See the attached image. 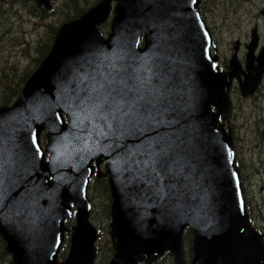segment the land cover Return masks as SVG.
<instances>
[{"label":"water","instance_id":"1","mask_svg":"<svg viewBox=\"0 0 264 264\" xmlns=\"http://www.w3.org/2000/svg\"><path fill=\"white\" fill-rule=\"evenodd\" d=\"M34 1L36 6L42 11H51L53 8L52 0ZM114 1L117 4L115 8V17L112 21L113 30L110 34L111 37L109 42L105 43L108 40H103L101 38L96 27L107 21ZM202 2L203 0H102L79 19L61 26L50 53L42 61L36 72L28 79L18 101L12 107L0 108V138L9 140L7 142L0 141V148H15L14 146L17 145V151H14L15 159L3 156L0 160V166H2L0 167V235L6 242V251L12 255V262L14 264H94L95 262L97 257V250L95 248L97 234L96 229L89 222L91 204L88 200L87 189L84 186L78 187V189L73 186L67 188L69 183H67L66 180L71 178L70 172L65 170L67 163H64L62 167H58L57 161H53L55 149H57L54 144L58 142L64 143L65 140H67L66 138L77 140L88 139V141H82L85 148L72 155L75 157L99 156L104 158L108 167L111 168L112 222L110 224V235L114 248V255L109 264H139L143 262L145 264H151L155 260L161 258L167 251L174 254L176 264H185L183 259L182 235L187 227H192L194 232L193 251L195 257L192 264H264V235L258 233L257 230L251 226L249 215L246 213L245 192L239 169L236 167L235 158L228 155L226 160H223L226 165L225 177L223 176L224 172H220L219 176H213L206 180V189L198 190V184L192 183L191 174L188 173L185 170V166L181 164L182 157L175 153V146L178 148L185 137H196L199 140L206 137V141H208L210 137H216L217 139L221 137L222 130L218 128V118L222 120L229 118L232 108L229 96L231 82H225L224 79L226 75L229 74L231 80L237 78L239 81L241 75L245 77V80L240 82L241 94L243 97L252 95L259 88L264 77V47L259 56H255V51L259 43V36L256 28L252 32V41L250 46H248L247 73L242 71L239 60L235 55L230 61L232 72L225 75L220 74L219 68L217 67V59L216 63H214L215 59L211 58L210 55L209 47L213 44V41L211 32L205 25V21L201 14ZM262 14L264 16V10ZM143 35L145 47L140 54L138 51L139 43ZM183 42L188 43V46L186 48L184 47L186 49L184 56L188 62L189 69L185 72L184 78L188 88H190V94L188 98L185 99H182L181 95L176 96L173 104L167 102L168 100L166 98L163 102L164 104H160L154 112L150 113V118L144 121V126L132 130V136L136 141L128 142L121 139L125 135L123 132L128 128L120 129L119 126H111L112 128H109L108 126H102L103 124L99 125L97 123H92L91 119L88 120L89 122L77 119L75 121L79 120L80 124L78 127L71 124L73 128L67 127L66 124H64V120L60 115V110L56 107L58 106L57 96H55L57 93V91L55 92V90H57V85L61 80L63 83L65 80L72 81L75 74H86L89 70L93 72L92 76L95 82H99L105 78L109 79L112 73L113 75H118L119 73V77L127 75L134 76L136 74L142 77L146 76L144 77V88L146 89L144 95L146 94L145 96H147L149 100L153 97L156 107L160 102L158 87L161 85V80L158 73H167L166 69H170V67L165 69L160 62H158L157 66L151 62V57L158 58L161 51L170 52L176 48L182 50ZM114 47L115 49H113ZM135 47L137 48L135 49ZM120 48L121 51H119ZM235 51L237 52L238 48H236ZM99 53H104V55H99ZM117 54L118 57L116 56ZM82 56L83 58H81ZM101 56L103 57L101 58ZM112 57L117 58L114 59ZM89 58L94 59L89 61ZM124 58L126 59L124 60ZM84 59H86V64L83 63ZM120 59H122V61H120ZM255 61H257V66L254 65ZM73 62H76L75 68H79V70L70 68ZM93 63H96V65ZM87 64H91L89 70H86ZM99 64L102 66L98 67ZM110 64L111 66H109ZM124 64H126V66ZM79 66H81V68ZM111 67L112 69H110ZM101 68L105 69V71L102 70V73ZM97 72L99 74H97ZM171 73L173 72L170 69V74ZM173 74L178 76L176 73ZM197 77L199 78L198 82L195 80ZM199 80L204 90L201 88ZM151 86L154 88L152 89ZM225 88H227V90H225ZM29 95L32 96L30 97ZM47 95L49 97H47ZM37 96L39 97L37 98ZM39 98H41V100ZM43 99H45L46 102L45 100L43 101ZM47 99H49V101H47ZM28 103L32 106V109L35 107L33 109L35 114H29V125L31 124V128L28 125L25 130L23 129L24 108L26 105H29ZM211 103L217 108V113L215 115L210 114ZM49 104L54 107L51 108L52 106ZM166 104L168 105L165 106ZM67 108L69 109V113L75 116L77 113V110H75L76 108L73 109V107L69 106H67ZM90 109L89 110L93 114L97 112L93 105ZM195 109L196 111H194ZM51 110L52 114L54 112L53 115L51 114ZM37 115H39L42 121V126L37 124L35 127H32L33 121H37ZM73 116H71L72 120L74 119ZM55 120L56 122H54ZM49 121H51V123ZM34 130H38L36 141L38 140L39 143L36 142V144H33L32 141ZM25 131H29L27 141H23ZM88 131H91L95 135ZM42 132H46L47 134V146L45 151H43L41 147L40 137ZM60 136L62 138H60ZM227 138V136H223L221 139L223 149L224 146H232V140ZM29 141L32 142L29 143ZM197 142L202 143L203 141ZM5 143H7V145H5ZM13 143H15V145H13ZM150 144H153L151 148H149ZM26 147H29V149ZM36 148H40L39 152H37ZM28 152L30 153L28 154ZM48 152H50V157L49 161L46 162V154ZM19 153H21V155H19ZM7 155H9V153H7ZM34 155L36 156L34 157ZM37 158L42 161L39 166L36 165L38 163L36 160ZM30 161L31 165H29ZM211 163L213 166H211V169H209V167L206 168L207 173L210 170L216 172L220 170V160L212 159ZM34 164L37 167H35ZM27 169H29V171H27ZM5 173L10 177H7ZM12 174L13 177H11ZM237 174L238 176H236ZM39 175H41V177H39ZM9 179H11V181H9ZM140 180L141 182H139ZM147 181H150L151 190L149 202L143 201L144 203L140 206L131 205L133 200L129 196L132 194L128 192H126V194L123 192L124 189L129 185L140 184ZM21 183H23V185H21ZM21 189H23V191H20ZM141 194L145 193L142 192ZM173 195H175V197H173ZM43 201H45V203H43ZM42 203L43 205L45 204V207H43V205L41 206ZM71 204L77 209L76 226L72 227V231L65 227V220L72 219L73 211L70 206ZM165 206H168L167 212L163 211V209H166ZM43 209L46 211H43ZM58 212H60V214ZM63 213H65V215ZM166 214L169 216H166ZM138 215H141V217ZM161 215H163V217H161ZM52 216L55 217L53 218ZM141 218H143V220ZM21 219H23V221H21ZM19 221L21 223H19ZM53 222L54 224L52 225ZM132 225H135V227L132 228ZM24 227H27V229ZM47 229L50 230L47 231ZM59 229H61V232ZM135 229H137V231H135ZM26 230L29 231V235ZM48 232L51 233L46 234ZM65 232H71V251L68 258L59 263L58 257L64 243ZM29 237H31V239H29ZM60 240H62V244L61 242L59 244ZM38 243L41 244L37 245ZM45 246L52 247V249L48 250ZM41 248L42 250H40Z\"/></svg>","mask_w":264,"mask_h":264},{"label":"rangeland","instance_id":"2","mask_svg":"<svg viewBox=\"0 0 264 264\" xmlns=\"http://www.w3.org/2000/svg\"><path fill=\"white\" fill-rule=\"evenodd\" d=\"M101 1L53 0V12L49 13L39 9L34 0H0V107L6 102L13 104L19 99L28 79L50 53L61 26L79 19ZM116 4L115 1L112 3V14L107 23L97 25L106 36L111 32ZM263 9L264 0H204L202 14L207 26H212L215 30L223 64L229 65L236 55L245 70L248 46L252 41L253 29L257 27L259 43L255 56H259L264 47ZM237 40L244 46L235 42ZM254 65L257 66V61ZM234 99L236 108L233 126L238 136L240 161L243 163L246 183L252 197L254 211L251 208L250 211L254 213L259 226L264 228V79L259 88L247 97H242L238 83ZM42 143L44 145L45 141ZM90 166L94 169V175L98 174L96 178L102 182H96L92 187L91 182L88 189V197L93 205L89 222L98 232L95 264H109L114 255L110 235L112 197L109 192L105 193L104 187L105 183L110 187V175L103 158L100 163L91 161ZM72 226H76V221H70L67 225L68 228ZM67 243L70 247V233L65 235L63 260L69 256V249L65 250ZM192 247V242L190 245V240L186 237V248L183 251L185 264H191L194 258ZM1 258L0 264H12L13 257L10 253ZM166 258L164 261L159 258L151 264H176L174 254L169 253Z\"/></svg>","mask_w":264,"mask_h":264},{"label":"flooded vegetation","instance_id":"3","mask_svg":"<svg viewBox=\"0 0 264 264\" xmlns=\"http://www.w3.org/2000/svg\"><path fill=\"white\" fill-rule=\"evenodd\" d=\"M40 13H45V12H42V11H39ZM211 28V32H212V35H213V38H214V41H215V47H213L212 49V52H213V55L217 54L216 56L219 58L220 60V69H221V73L222 75H225L227 73H231L232 72V69L230 67V62H229V65L227 64H223L224 60L222 59L221 55H220V50H219V43H218V40H217V37H216V33H215V30L212 26H210ZM111 29V27H110ZM258 29V27H257ZM100 33L102 34V36L107 39L108 36L110 35V33H108V35L106 36L105 33H103V31L100 30ZM238 41V40H237ZM235 41V42H237ZM241 45L244 46V44L240 41ZM141 47V46H140ZM240 63V61H239ZM226 65V66H225ZM241 65V69L242 71L244 72L245 70L243 69V66L242 64L240 63ZM235 68V67H234ZM241 72V71H240ZM239 72V73H240ZM241 75V74H240ZM136 76V75H134ZM134 76H130V75H127V76H118V75H111L109 77V79H115L116 80H120L121 78H124V79H127V82L128 84H132L133 83V77ZM264 79V77H263ZM226 82H232L231 83V90H230V96H231V100H232V103H233V109H232V113L230 115V117L225 121L224 123V127H225V130L226 132L231 135L233 138H234V142H235V150H236V153H237V157H238V160H239V165H240V168L242 170V173H243V177H244V183H245V191H246V204L248 206L247 208V211L249 212L250 214V219H251V223L252 225L262 234H264V228L263 227H260L259 224L257 223L256 219H255V215L252 211H250V208L253 209L254 211V208L252 206V197H251V194H250V191H249V188H248V185L246 183V176H245V169H244V166H243V163L240 161V152H239V149H238V146H237V141H238V136H237V133L235 131V128L233 126V118H234V111H235V108H236V104H235V99H234V91L237 87V84L239 83L240 85V82L242 80H244V76L241 75L240 77V81L237 79V78H233V80H231V76L228 74L225 76V79H224ZM147 84V83H146ZM149 86V85H148ZM152 87V86H151ZM152 90V89H151ZM150 92V91H149ZM137 94L132 92V93H125V105L126 107H124L123 111L124 113H129L127 115H123V114H120L117 116V118L115 120L112 119L111 115L108 116V119L107 120H104V119H101L99 114H98V111L96 112V115H95V119L97 118V124L99 125H102V126H108L109 124H111V126H120V127H124V128H132L134 127V124L136 123V116H135V113L140 110L141 108V105H142V102L138 103L134 108L131 106V101L134 99V97L136 96ZM243 97V96H242ZM132 98V99H131ZM261 101V100H260ZM8 105H11V104H8ZM6 106V105H4ZM130 109V110H129ZM211 111L210 113L212 115H215L217 110L216 108L212 105L211 106ZM133 115V116H132ZM126 116V117H125ZM63 117L65 119V121L67 122V119H66V114L63 113ZM99 117V118H98ZM120 120V122H119ZM132 120V121H131ZM130 121V122H129ZM222 123V121H220ZM114 123V124H113ZM107 124V125H106ZM119 124V125H118ZM130 124V125H129ZM129 125V126H128ZM262 138L264 140V129L262 131ZM41 141H46V137H45V134L42 135V138H41ZM259 145V144H258ZM96 175H98L96 173ZM96 175H94V177L92 178V186H94V184L96 182H101L99 181V178H96ZM102 183V182H101ZM105 190H107L109 192V186L107 183H105ZM189 232L192 233V236H193V231L191 229L188 230ZM71 236V234H70ZM68 247V248H67ZM67 249H69V245L68 243L66 244V248L65 250L68 251Z\"/></svg>","mask_w":264,"mask_h":264},{"label":"snow or ice","instance_id":"4","mask_svg":"<svg viewBox=\"0 0 264 264\" xmlns=\"http://www.w3.org/2000/svg\"><path fill=\"white\" fill-rule=\"evenodd\" d=\"M145 78L137 74L133 77V83L128 84L127 80L121 78L116 79H103L90 87L89 96L86 98V103L92 102V105L98 111L101 119L107 120L108 116L111 115L112 119L115 120L118 115H127L129 113H124L125 105V93H136L137 95L130 102L131 106L134 108L138 103L145 102L152 104L153 101L146 99L144 92ZM111 127V124L108 125ZM33 144H36V135L33 134L32 137ZM39 152V148H37Z\"/></svg>","mask_w":264,"mask_h":264},{"label":"trees","instance_id":"5","mask_svg":"<svg viewBox=\"0 0 264 264\" xmlns=\"http://www.w3.org/2000/svg\"><path fill=\"white\" fill-rule=\"evenodd\" d=\"M10 104L9 102H6L5 105H8ZM101 183V182H100ZM102 184V183H101ZM108 191L105 190V193H107ZM109 195H110V188H109ZM109 212V211H108ZM187 240H190V245H191V242H192V233H188L187 235ZM5 254H7V251H6V242L3 240V238L1 237L0 235V262L2 260L1 256H4ZM167 259V258H166ZM165 259H163L162 261H164ZM160 261V262H162ZM159 263V262H158ZM13 264V262H12Z\"/></svg>","mask_w":264,"mask_h":264},{"label":"bare ground","instance_id":"6","mask_svg":"<svg viewBox=\"0 0 264 264\" xmlns=\"http://www.w3.org/2000/svg\"><path fill=\"white\" fill-rule=\"evenodd\" d=\"M263 15V14H262ZM111 21V20H110ZM109 21V22H110ZM109 22H108V24H109ZM107 23V22H106ZM104 25H105V23H104ZM103 26V25H102ZM101 27V26H100ZM101 30V29H100ZM237 42H239V41H237ZM240 43V42H239ZM241 44V43H240ZM264 153V152H263ZM102 206V205H101ZM101 208V207H100ZM247 208H248V206H247ZM155 264H158V262H155Z\"/></svg>","mask_w":264,"mask_h":264}]
</instances>
